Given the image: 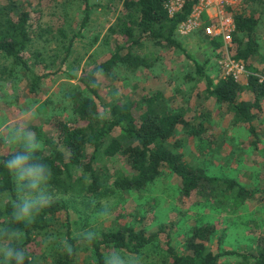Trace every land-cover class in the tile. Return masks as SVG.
<instances>
[{"label":"rangeland","instance_id":"1","mask_svg":"<svg viewBox=\"0 0 264 264\" xmlns=\"http://www.w3.org/2000/svg\"><path fill=\"white\" fill-rule=\"evenodd\" d=\"M24 1L29 4L31 33L25 57L34 74L42 80L31 91L30 76L11 60L0 58V156L25 148L29 133L36 134L34 143L41 142L39 151H53L51 121L69 115L67 95L77 85L82 72L109 57L113 43L109 30L116 25L121 9L119 0H44L41 5L36 1ZM1 3L0 0V6ZM217 3H223L221 12L225 17H232L235 12L261 15L254 37L258 52L251 60V72L264 80V0ZM86 6L90 14L81 27ZM169 7L174 10L176 1ZM214 11L213 6L207 7L205 0H199L189 16L192 19L189 26H198L189 28L181 24L176 29V40L184 52L144 42L135 54L148 60L151 67L136 73L117 69L106 80H101V92L108 98L121 100H139L160 92L170 107L183 108L186 117L202 123L204 137L213 142L210 147L196 139L183 142L179 150L183 160L203 168L210 176L235 180L255 190L253 197L244 203H238L232 195L205 201L193 193L182 202L175 178L160 179L140 193L107 188L96 195L83 196L63 193L42 184L40 188L47 202L58 200L67 205L72 237H99L102 232L116 227L153 232L165 226L171 230L172 246L180 250L189 227L211 224L225 250L254 251L253 242L264 232V97L259 108L252 112V122L260 139L255 146L247 130L234 122L232 112L207 97L204 81L195 74L194 63L204 65L205 73L214 82L230 76L226 74L228 71L235 73V81L241 88L238 99H252L245 90L250 70L238 74L226 66L227 59L234 61L230 58L234 31L217 37L205 32V27L212 24ZM17 129V141L9 143V137ZM178 137L182 139L183 135ZM107 166L111 175L114 167L122 165L109 160ZM14 181L16 200L20 204L40 194L31 190L27 181L20 182L15 177ZM8 203H11L10 197L2 195L0 210ZM61 215L53 219V231L49 232L52 236H35L27 246L26 251L35 259H47L51 242L60 238L58 232H64ZM159 242L138 255L113 248H105L102 252L106 264H112L115 257L123 264H161L165 255L163 243ZM213 245L216 247V241ZM88 247L86 242H80L74 264H94ZM219 263L252 264L239 256L222 258Z\"/></svg>","mask_w":264,"mask_h":264},{"label":"trees","instance_id":"2","mask_svg":"<svg viewBox=\"0 0 264 264\" xmlns=\"http://www.w3.org/2000/svg\"><path fill=\"white\" fill-rule=\"evenodd\" d=\"M1 1L0 58L11 60L26 72L33 91L42 78L34 74L25 57L31 42L29 4L24 0ZM27 1H36L37 5H41L44 0ZM119 1V19L109 30L113 38L109 57L82 72L77 85L67 95L69 115L51 121L53 151L34 152L29 161L47 165L48 178L43 184L63 193L83 196L96 195L107 188L140 193L160 179L175 178L182 202H186L193 193L205 201L217 200L221 195H232L238 203L251 199L255 190L235 180L210 176L203 168L183 160L179 152L183 142L196 139L208 147L213 146V142L203 135V124L186 117L183 108L170 107L160 92L139 100L108 98L101 92V80H106L117 69L136 73L151 67L148 60L135 54L144 42L182 52L175 37L176 29L186 21L198 0H185L173 14L168 10L171 0ZM89 14L90 9L86 6L81 27L87 22ZM232 17L234 46L230 58L251 72V60L258 52L254 37L261 15L235 12ZM194 67L195 74L205 83L207 97L225 105L232 112L234 122L247 130L257 146L260 139L252 122V112L259 108V102L264 97L261 78L249 72L245 90L252 95V99L239 100L241 88L232 76L214 82L205 73L204 65L194 63ZM181 134L183 138L179 139ZM25 151L22 148L0 156V197L8 195L11 199V203L0 210V245L23 250L24 264H74L81 241L88 244L94 264H106L102 252L105 248L138 255L160 244L159 241L163 243L165 255L161 264H220V259L234 256L252 264H264V232L253 242L254 251L239 253L222 247L221 239L217 238L216 229L211 224L193 225L188 229L182 248L177 250L172 246L171 230L165 226L153 232L128 226L116 227L102 232L99 237H72L67 205L58 200L49 201V206L43 210L35 209L30 220L17 219L15 213L20 203L15 196L14 176L5 168L3 161ZM109 160L122 165L114 167L111 175L107 166ZM60 214L63 216L61 227L64 232H58L60 238L51 242L49 257L39 261L26 248L35 236H52L49 232L53 231V219ZM5 232L8 235H3ZM16 232L20 233L19 239L15 237ZM0 257L1 264H4L2 253ZM8 264H16V261L13 259Z\"/></svg>","mask_w":264,"mask_h":264},{"label":"clouds","instance_id":"3","mask_svg":"<svg viewBox=\"0 0 264 264\" xmlns=\"http://www.w3.org/2000/svg\"><path fill=\"white\" fill-rule=\"evenodd\" d=\"M19 136V130H15L13 135L9 137V143H15ZM36 139L35 133L28 134V141L24 145L26 148L25 152H17L11 159L4 160V166L10 174H12L17 181H27L28 187L33 190L40 192L36 196H30L22 204L17 206L15 213L17 219L30 220L32 213L35 209H41L48 207L47 198L42 194L40 186L48 178L46 176L47 165L30 163L32 154L37 152L41 148V142L34 143ZM3 235H8L7 232ZM15 237L20 238V233L16 232ZM0 253L3 255L4 264H8L9 261L15 260L16 264H24L25 253L23 250L16 249L13 247H0ZM112 264H123V261L119 257H115Z\"/></svg>","mask_w":264,"mask_h":264},{"label":"built area","instance_id":"4","mask_svg":"<svg viewBox=\"0 0 264 264\" xmlns=\"http://www.w3.org/2000/svg\"><path fill=\"white\" fill-rule=\"evenodd\" d=\"M176 1V5L177 7L172 10L170 7H169V4H171L172 2H175ZM185 0H171L169 3H168V10H169V13L170 14H173L175 13L177 10H179L181 8V6L183 5ZM223 2L224 0H205L206 2V5L207 7H214L215 8V14L213 16V18L211 19V22L212 24L210 26H206L205 27V32L209 35H212V36H222V35H225V33L227 32H230V31H234V22H233V17H230V16H223L221 10H223V3H217V2ZM227 0H225L226 2ZM237 1V0H236ZM199 2V0H198ZM197 2V3H198ZM202 2V1H201ZM200 2V4H201ZM196 3V4H197ZM195 4V5H196ZM194 8V7H193ZM193 10V9H192ZM192 12V11H191ZM191 14V13H190ZM190 16V15H189ZM188 16V18L186 19V21L184 23H182V25H184L185 27L186 26H189L192 19ZM196 23V22H195ZM181 25V24H180ZM193 26V27H192ZM192 26H189L194 28L196 26H198L197 24L195 25H192ZM191 28V29H192ZM226 66L229 67V70L230 71H235L236 73L238 74H242L245 72V68L242 64L240 63H235L234 61H231V60H228L226 61ZM227 75H230L234 78V80L236 79V75L235 73H230L229 71L226 73ZM260 82H263L264 83V80L261 78Z\"/></svg>","mask_w":264,"mask_h":264}]
</instances>
